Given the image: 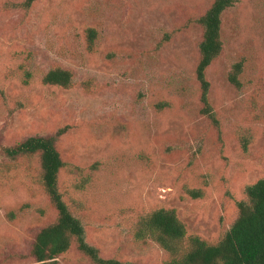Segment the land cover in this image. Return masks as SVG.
I'll return each instance as SVG.
<instances>
[{"label":"rangeland","instance_id":"374dc122","mask_svg":"<svg viewBox=\"0 0 264 264\" xmlns=\"http://www.w3.org/2000/svg\"><path fill=\"white\" fill-rule=\"evenodd\" d=\"M23 2L0 0V264H35L34 236L54 216L36 159L3 152L34 136H57L60 192L102 258L166 264L158 244L134 234L139 214L158 207L175 208L187 234L216 240L234 199L264 178V0L222 14V51L206 71L215 121L195 74L196 20L213 0ZM236 63L239 87L228 79ZM53 65L76 86L43 85ZM58 263L93 264L74 248Z\"/></svg>","mask_w":264,"mask_h":264},{"label":"trees","instance_id":"16d2710c","mask_svg":"<svg viewBox=\"0 0 264 264\" xmlns=\"http://www.w3.org/2000/svg\"><path fill=\"white\" fill-rule=\"evenodd\" d=\"M237 0H213L196 20L202 29L198 44V63L195 69L200 86L202 113L212 121L215 115L209 104L210 84L206 71L222 51L220 38L222 14ZM35 0H24L21 6L29 9ZM96 37L93 29L86 30L85 39L91 45ZM241 63L232 66L229 81L240 86L238 75ZM46 86L71 89L75 87L73 73L60 65H53L41 77ZM89 91L88 81L79 85ZM6 156L13 159H36L37 181L54 208L50 222L34 236L30 257L35 264H59L58 259L70 249L89 258L93 264H136L105 259L96 248L85 240L83 225L59 189L60 172L66 163L57 148V136H34L11 147H2ZM199 198L200 191H188ZM234 217L216 240H206L196 234H187L185 224L175 208L158 207L146 214H139L136 221L137 239H148L158 244L169 256L166 264H264V178L245 186L243 197L234 199Z\"/></svg>","mask_w":264,"mask_h":264}]
</instances>
